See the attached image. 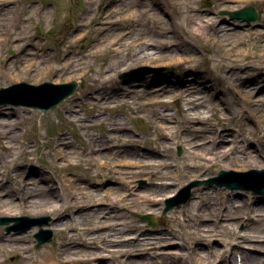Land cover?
<instances>
[{"label": "rangeland", "instance_id": "obj_1", "mask_svg": "<svg viewBox=\"0 0 264 264\" xmlns=\"http://www.w3.org/2000/svg\"><path fill=\"white\" fill-rule=\"evenodd\" d=\"M102 1L107 0H35V2L32 0H13V4H1L0 2V12L5 9L9 16V20L17 22L12 30H16L31 38H36L46 44L50 49L49 57L54 61L56 58H59L62 51L66 50L68 47V45L62 47V45L66 43L62 40L66 39L70 33L79 35L84 32L76 29L80 18H87L89 28L92 29V32H89L84 38V41L77 43L78 49H80L82 44L91 45L93 38L97 39L102 35L100 31H95V28L101 25L103 16H105L103 10L99 8V4ZM148 1L152 3L156 0ZM157 1L160 3L158 6L161 9L157 11L162 23L165 25L168 24L172 26L174 30L178 31L176 42L180 40H182L183 43L188 42V44L185 43L183 45H177L174 42L169 43V45L159 44V47L161 46L160 50L165 49L162 59L160 60H138L136 62L127 59L120 60L119 57L125 53V49L122 50L119 57H114L113 52L116 45H113L111 41H103V43L96 42L88 48L91 53L85 58V65L79 72H67L58 75L50 69L45 76L38 78L36 77L38 70L32 69L31 73L28 74L23 72L22 60H20L19 57H14L18 54L17 50L10 48L9 45L6 44V41L2 43L0 50V55L2 56L0 67L9 69L10 73L17 74V78L13 79L9 74H5L3 70L0 71V88L20 82H28L36 85L46 81L56 84L72 80H77L79 82L76 92L73 95L66 98L54 109L46 113L39 108L23 105L18 106L12 103L0 104V120H5L6 123L0 124V129L5 131L4 135L6 137L3 138L0 134V140L3 138L5 142L8 143L9 141L13 145V152L11 153H7V151L0 147V155L11 159V156L16 154L19 163L26 162L29 159L32 160L31 163H25L19 167L14 164L10 165L14 166L13 168L17 171H25V173H28L30 169L34 168L36 173H34V175L29 174L28 176L25 174L26 179L29 177H37L36 179L39 180L40 186L51 188L56 194L60 193L58 197L62 196L64 200L72 199L70 195L72 193H70V190L64 185V182H69L68 179L74 180L75 183H73V185L86 188V191L90 190L93 193L100 192L103 194L107 190H116L119 192L118 197L122 196L123 193H126L123 181L117 174L108 172L105 167H100V164L104 163L105 159L99 157V154L97 155V150L99 148H104V146L101 147L95 142L93 147L97 150L90 155L89 146L93 142L91 141V137L88 138V135L94 134L95 137H100L101 139V135L107 137L108 134L123 136L127 134L131 137L141 139L139 140L138 146L148 145L149 143L145 141V138L148 139L156 136L154 116L156 113L162 111L171 113V115L175 117V119H172V123L181 120L180 110L182 102L181 100L178 101L172 94L179 80L181 83L185 84L184 89L186 91L192 92L193 94L201 93L207 95V104L213 111L210 110L206 113L210 116L212 123H218L217 117L213 113H215L214 111L219 107L218 112L222 116L225 115L227 118L228 124L226 128L237 131L241 127L247 126L252 132L257 131L260 135L264 134L262 125L256 122L253 115L251 116V106L258 102H256L255 99L250 101L245 100L230 84V80L226 78V73L235 69L236 73L231 76V80L238 76L241 79L239 82L255 86V80L262 77L264 74V58H260L261 60L257 61L256 57L252 54L254 47L264 40V32H262V30H264V1L247 0L231 4L226 0H189L190 7H183V1L185 0H173L174 2L177 1V4L169 3L168 0ZM179 2L181 3L180 5H178ZM250 6L255 7L258 13V18L251 23L231 14L234 11L236 12ZM88 7L90 8L88 9ZM196 9L199 11H196ZM200 10H205L206 16L214 18V22L223 26L226 30L230 28L229 31L233 33H230L229 36L224 37V39H219L212 34L210 37L206 36L207 32L212 31V26L206 25L201 29L195 30L197 25L195 26V24L191 22V19H193V21H198L197 15H200ZM23 12H27L31 16L29 19L30 22H27L25 25H22L19 20ZM47 12L50 13L48 21L45 19ZM191 14L194 15L193 18H189ZM125 15L126 14H113L111 18L109 17L106 20L111 21L110 25L114 23H117L118 26L132 24L131 21L123 19ZM117 16L120 19L115 21ZM147 16L148 15H141L139 21L147 27H152L150 22L151 18ZM251 27L256 30L252 35L248 33L244 35L235 34L237 30H246ZM7 37L9 36L6 31L2 30V38ZM126 39H128V36L123 40ZM229 42L237 46L230 49L231 46ZM183 46L190 50L187 55L193 56L194 60L189 63H182V65L173 60L172 62L171 59L173 57H177L179 54L182 56L186 54L179 50L180 47L183 49ZM94 47L96 51H94ZM247 51L250 52L249 56L246 59H240L239 56L245 54ZM249 63L252 64V66L243 69V66H247ZM44 66L48 68L49 64H40V67ZM127 72L133 74L125 78L120 77L121 74ZM110 74L112 77L107 78ZM99 91L102 95H106V92H110V94L114 96V99L109 102L110 104L107 107L103 108L102 104L92 97ZM124 91L133 93L128 95L130 97L124 98L126 100H124L123 103H120L118 94H123L122 92ZM148 92L149 94L158 92L160 93V97L158 99H151L150 103H146L148 99L146 95L149 94L144 95V93ZM255 92L259 94L263 93L264 83L261 87H255ZM73 109L74 111H72V113L68 112ZM78 113L82 116V120L80 119V121H85V118H89L86 123H93V125H88L86 127L85 125H81L78 120H74L73 116ZM98 114L102 117L103 123H99ZM94 117L97 119L92 121ZM115 120L125 123L124 129H113L114 126H112L111 123ZM223 128L224 127H221V129ZM60 137H64L66 141L64 143L59 141L60 143L57 144L56 139ZM11 138H13V140ZM251 141L252 143L249 145V148L250 150H255L254 148H257L258 143L254 138ZM66 142H68L67 145H75L76 148L73 150L80 151L82 154L78 156L75 152H65L68 157H64L53 151L55 147L66 151ZM20 146H28L31 152L22 155L19 152ZM179 147L181 148V153H178ZM123 148L127 150L132 147L128 146ZM137 148L140 149L141 147ZM104 151L107 152L108 150L105 149ZM171 153L174 158L179 159L183 157L182 160L188 159L186 147L181 143L174 145L171 149ZM254 154H259V152L256 150ZM70 155L72 157H70ZM222 160L220 163L218 162L210 167L200 176L196 175V169H192V175L181 178L176 187H173L174 191L169 197L177 195L182 188L188 186L192 181H199L200 183L191 189L190 198L179 207H174L167 212H163L166 199L161 200L159 202V210L155 211L159 217L155 219L157 222L155 225H149L145 220L140 218V215L153 214L151 209H142L139 206H120L118 209L108 208V205L112 201L110 197L104 198V205L95 207L98 208L99 211L96 209L97 211L93 215L92 223L108 225L115 222L121 223L125 219L136 220L143 223L145 226L144 234L140 235L142 236L141 238L145 236H158L161 232L176 231V229L180 230L181 224L176 220L171 221L169 218L171 215L178 214L181 209H187L191 201L197 198L196 192L199 188L212 191L214 194L220 191L225 197L231 194V197L235 199L236 206L246 199L248 202L249 200H256L255 208H264V194L258 195L254 194L251 190L246 191L240 190L239 188L228 189L225 187H216L215 183L203 182L216 176L220 169H234L237 171L264 169V163L262 165L252 164L248 168H242V166L235 163H226L227 159L225 161ZM261 162L262 161H260V163ZM67 163L70 165L68 167H63ZM76 163H80V165H76ZM90 165L93 166V168L91 173H87V167ZM126 185L128 186L129 184ZM132 185L136 192L143 193L148 188L149 183L147 177L141 175L137 177ZM193 192H195L194 195ZM158 197L161 198L160 196ZM182 198L184 197H180L179 200H182ZM227 205H229V203H227ZM58 214L64 217V220L67 222L77 221V223H80L79 226L81 227L79 211H74V213L71 214L65 211V209H61L41 216H28L31 219L29 222L33 220L46 222L43 227L47 229L50 228L54 232V239L50 242H45L40 247L37 246V239L35 237L38 226H33L28 231L22 233H16L15 231L9 232L6 229L8 224H0V235H25L24 243L30 245L33 254H46V259H49L47 263L53 264L52 261L55 258L52 252L58 251L61 243L60 232L54 227L56 221L55 217ZM114 214H117L116 216L119 217L109 219V216L113 217ZM22 215L27 216L28 214H21L18 216ZM0 217L14 218L17 216L0 215ZM219 221L220 220L216 218H209L207 227L211 228L214 222L219 223ZM222 222L227 221L226 219H222ZM14 223L15 221H11L9 224ZM165 226L167 228H164ZM235 226L236 229L240 231V234L248 233L242 222ZM131 235L133 237L135 233ZM223 240L224 237L217 234L213 235L210 242L212 245L221 248L225 247L223 245ZM180 243L181 239L175 236L171 237V243L168 246L177 249ZM243 245L247 246L245 242H243ZM72 247L75 248L74 251L77 249L78 253L69 254L70 256L66 258V260L69 261L65 264L117 263L109 259L110 257L106 252L101 255L90 257L87 252L90 248L92 249V247L84 245L81 239H77ZM234 249L236 261L238 264H242L243 250H245L246 247L240 248L239 250H236L237 248ZM250 250L251 249H246L245 251L256 253ZM263 251L264 250H260L258 252L264 255ZM260 253L256 254L260 255ZM6 260L7 264H21L19 261L14 260L13 254L8 255ZM190 262L193 261L190 260ZM178 263L184 264L182 260L178 261ZM186 263L189 264L188 262ZM224 264H226V262H224Z\"/></svg>", "mask_w": 264, "mask_h": 264}, {"label": "bare ground", "instance_id": "obj_2", "mask_svg": "<svg viewBox=\"0 0 264 264\" xmlns=\"http://www.w3.org/2000/svg\"><path fill=\"white\" fill-rule=\"evenodd\" d=\"M32 1L35 2V0ZM226 1L233 4L247 0ZM260 1L263 2L264 0ZM0 2L1 4H13V0H0ZM168 2L177 4V1L174 2L173 0H168ZM180 4L179 2L178 5ZM158 5L160 3L157 0L152 3H149L148 0H107L100 2L99 8L103 10L105 16H103L101 25L97 26L95 31H100L102 35L97 39L93 38L91 45L96 42L111 41L113 45H116L113 52L114 57H119L122 50L125 49V53L119 57L120 60L127 59L136 62L138 60L156 61L162 59L165 49L160 50L161 46L159 47V44L169 45L171 42L177 45L188 44V42L183 43L182 40L176 42L178 31L174 30L172 26L162 23L158 13L161 8ZM183 7H190L189 0L183 1ZM196 11L199 10L196 9ZM200 12V15H197L198 21L191 19V22L195 26L197 25L195 30L201 29L206 25L212 26V31L207 32L206 36L210 37L212 34L219 39H224V37L233 33L229 31L230 28L226 30L220 24L214 22V18L206 16L205 10H200ZM49 14V12L46 13V21L49 20ZM113 14H126L123 19L131 21L132 24L118 26L117 23H114L110 25L111 21L106 19L111 18ZM141 15H148L147 17L151 18L152 27H147L145 24L140 23ZM193 16L191 14L189 18H193ZM8 17L6 10H1L0 50L4 41L7 42L6 44L10 48L16 49L18 54L14 57H19L22 60L23 72L28 74L31 73L32 69L38 70L36 77L39 78L45 76L50 69L58 75L67 72L77 73L82 70L85 65V58L91 53L88 50L91 45L82 44L80 49H78L77 43L84 41L89 32H92L87 18H80L76 27L77 30L84 32L79 35L70 33L66 39L62 40L66 42L62 47L67 45L68 47L62 51L59 58L53 61L49 57L50 49L46 44L36 38H31L16 30H12L17 22H12ZM30 17L27 12H23L19 20L22 25H25L30 22ZM118 19L120 18L117 16L115 21ZM2 30H5L9 37L2 38ZM255 31L251 27L246 30H237L235 34L244 35L248 33L252 35ZM126 36H128V39L123 40ZM229 45L231 46L230 49L237 46L232 44V42H229ZM179 50L186 54L183 56L179 54L177 57H173L171 61L173 60L182 65V63H189L194 60L193 56L187 55L190 52L188 48L183 46V49L180 47ZM94 51H96V48ZM249 54L250 52L247 51L239 58L246 59ZM252 54L257 61L261 60L260 58H264V40L254 47ZM1 57L0 55V60ZM42 63H48L49 67H40ZM251 66L252 64L249 63L247 66L244 65L243 69ZM2 70L13 79L17 78V74L10 73L9 69L0 67V71ZM234 73H236L235 69L230 70L226 73V78L230 80V84L245 100L255 99L258 102L251 106V116L253 115L256 122L261 124L264 129V92L260 94L255 92V87L263 85L264 74L255 80V86H250L239 82L241 79L238 76L231 80L230 78ZM110 77H112L111 74L107 78ZM178 83L172 94L178 101L181 100L182 102L180 110L181 120L172 123V119H175V117L171 113L166 111L156 113L154 115L156 136L145 138V141L149 143L148 145L138 146L141 139L127 134L125 136L108 134L107 137L101 135V139L100 137H95L94 134L88 135V138L91 137L93 142L89 146L90 155L97 150L93 147L95 142L101 147L104 146V148L97 150V155L99 154V157L105 159V162L101 163L100 167H105L108 172L117 174L123 181L126 193H123L122 196L118 197L119 192L116 190H107L103 194L100 192L93 193L90 190L86 191V188L73 185L75 181L68 179L69 182H64V185L72 193L70 194L72 199L64 200V197H58L60 193L56 194L51 188L40 186L39 180L36 179L37 177L26 179L25 174L28 176L36 173L34 168L25 173V171L20 172L13 168L14 166H10L14 164L19 167L25 163H31L32 160L29 159L26 162L19 163L16 154H13L11 159L0 155V215L18 216L28 214V216H41L61 209H65L71 214L74 211H79L81 227L77 221L67 222L59 214L55 217L54 227L60 232L61 243L59 250L52 252L55 258L52 261L53 264H65L69 261L66 260L70 256L69 254L78 253L77 249L74 251L75 248L72 247L77 239H81L84 245L92 247L87 252L90 257L106 252L110 257L109 259L117 262L116 264H180L178 263L180 260L184 264H187L186 262L189 264H224V262L226 264H238L234 255L236 254L234 248L239 250L246 247V249H251L250 251L260 253L258 251L264 250V208H255L256 200H249L248 202L246 199L236 206L235 199L231 197V194L225 197L220 191L214 194L212 191L199 188L197 192L195 191L197 198L191 201L187 209L183 208L178 214L171 215L169 218V220H176L181 224L180 230L161 232L158 236L141 238L142 236L140 235L144 234L145 226L136 220L125 219L121 223L115 222L108 225L92 223L93 215L97 210L99 211L95 207L104 205L103 202L106 197H110L112 200L108 208L118 209L120 206H139L142 209H151L153 212L152 218L155 220L159 218L155 213L160 208L159 202L171 196L174 191L173 187H176L181 178L192 175V169H196V175L200 176L213 165L220 163L222 159V161L227 159L226 163L228 164L235 163L242 166V168H248L252 164L262 165L264 163V134L260 135L257 131L252 132L247 126H243L237 131L226 128L228 124L227 118L218 112L219 107L213 113L217 117L218 123H212L210 116L206 113L210 110L213 111L207 104V95L201 93L193 94L184 89L185 84L181 83L180 80ZM122 93L118 94L120 103H123L126 100L124 98L130 97L128 95L133 92L124 91ZM146 94H149V92L144 93V95ZM146 96L148 97L146 103H150L151 99H158L160 93L154 92ZM92 97L97 102H100L103 108L107 107L110 104L109 102L114 99L110 92L102 95L100 91ZM72 111L74 109L68 112L72 113ZM97 117L100 120L99 123H103L99 114ZM73 119L78 120L81 125L86 127L93 125V123H86L89 118H85V121H80V119L82 120L80 113L75 114ZM95 119L97 118H92V121ZM0 124H6L5 120H0ZM111 125L114 126L113 129L120 130L124 129L125 123L115 120ZM221 127H224L223 129L227 131H224ZM4 133L5 131L0 129V134L3 138H6ZM3 138L0 140V147L7 153L13 152L11 142L8 140V143L5 142ZM253 138L258 143V146L254 148L255 150H250L249 145L252 143L251 140ZM11 139L13 140V138ZM56 141L59 144V141L64 143L66 139L60 137ZM177 143H181L186 147L188 159L182 160L183 157L174 158L171 149ZM128 146L132 148L124 150L123 147ZM137 147L143 149H138ZM75 148V145L68 144L66 151L56 147L53 151L64 157H68L65 152H75L78 156L81 155L82 152L73 150ZM105 149L108 151L105 152ZM256 150L259 154H254ZM19 152L24 155L25 153H30L31 149L28 146H20ZM70 157L72 156L70 155ZM260 161L262 162L260 163ZM69 165L67 163L63 167H68ZM76 165H80V163H76ZM92 168L93 166H88L87 173H91ZM141 175L147 177L149 186L145 192L138 193L134 190L132 183ZM126 184L129 185L127 186ZM195 192H193V195ZM116 215L114 214L113 217L109 216V219L119 217ZM209 218H216L220 221L219 223L214 222L213 227L210 228L207 227ZM222 219H226L227 222H222ZM240 222L245 225L248 233L240 234V231L236 229L235 225ZM166 226L164 228H167ZM132 233H135L133 237ZM217 234L224 237L223 245L225 247L218 248L211 244V238ZM175 236L181 239L177 249L168 246L171 243V237ZM24 240L25 235L1 234L0 264H7L6 258L10 254H13L14 260L19 261L21 264H49L47 263L49 259H46V254L34 255L30 245L25 244ZM242 241L247 246L243 245ZM245 250H243L242 264H264V255L262 253L258 255ZM190 260L193 262H190Z\"/></svg>", "mask_w": 264, "mask_h": 264}, {"label": "water", "instance_id": "obj_3", "mask_svg": "<svg viewBox=\"0 0 264 264\" xmlns=\"http://www.w3.org/2000/svg\"><path fill=\"white\" fill-rule=\"evenodd\" d=\"M231 14L243 18L248 22L255 21L258 17L257 10L253 6L245 7ZM126 76H129V73L121 74L120 77L125 78ZM77 85L78 82L76 80L60 84L48 81L38 85L28 82L15 83L11 86L0 88V104L12 103L18 106L23 105L32 108H40L43 112H47L50 109H54L64 99L71 96L75 92ZM180 152L181 149L179 150V153ZM205 182H216L218 186L226 185V187L229 188L253 189L257 193H264V169H251L244 172L221 170L219 176L210 178ZM197 184H199V182L194 181L182 189L178 197L167 199L165 212L174 206H179L181 203L187 202L190 198L191 188ZM180 197L184 198L179 200ZM140 217L147 220L149 224H155L154 219L150 215H141ZM12 220H15V224L6 227L9 232L15 231L16 233H22L28 231L35 225L39 226V231L35 233L38 247L53 239V231L42 227L45 222L39 220L29 222L31 219L26 215L14 218L0 217V224H8Z\"/></svg>", "mask_w": 264, "mask_h": 264}]
</instances>
